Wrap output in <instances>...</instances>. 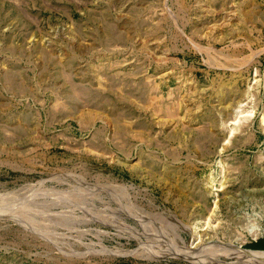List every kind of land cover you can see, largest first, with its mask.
Returning <instances> with one entry per match:
<instances>
[{
  "label": "rangeland",
  "instance_id": "obj_1",
  "mask_svg": "<svg viewBox=\"0 0 264 264\" xmlns=\"http://www.w3.org/2000/svg\"><path fill=\"white\" fill-rule=\"evenodd\" d=\"M261 238L264 0H0V264H264Z\"/></svg>",
  "mask_w": 264,
  "mask_h": 264
},
{
  "label": "trees",
  "instance_id": "obj_2",
  "mask_svg": "<svg viewBox=\"0 0 264 264\" xmlns=\"http://www.w3.org/2000/svg\"><path fill=\"white\" fill-rule=\"evenodd\" d=\"M253 249H248L251 251H257V253L260 256H264V238H261L255 242H252L251 244H249ZM247 249V248H246ZM259 251H263V252H259ZM253 254V253H252ZM251 254V255H252ZM252 256H255L254 254ZM256 257V256H255Z\"/></svg>",
  "mask_w": 264,
  "mask_h": 264
},
{
  "label": "bare ground",
  "instance_id": "obj_3",
  "mask_svg": "<svg viewBox=\"0 0 264 264\" xmlns=\"http://www.w3.org/2000/svg\"><path fill=\"white\" fill-rule=\"evenodd\" d=\"M250 253V254H249ZM249 253L248 252H244V254L246 255V256H248L249 258H251V259H253V260H255L256 262H259L260 260H258L255 256H252L253 254L249 251ZM252 254V255H251Z\"/></svg>",
  "mask_w": 264,
  "mask_h": 264
},
{
  "label": "crops",
  "instance_id": "obj_4",
  "mask_svg": "<svg viewBox=\"0 0 264 264\" xmlns=\"http://www.w3.org/2000/svg\"><path fill=\"white\" fill-rule=\"evenodd\" d=\"M259 252H263V251H259ZM249 253V252H248ZM250 254V253H249Z\"/></svg>",
  "mask_w": 264,
  "mask_h": 264
}]
</instances>
